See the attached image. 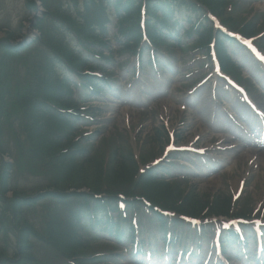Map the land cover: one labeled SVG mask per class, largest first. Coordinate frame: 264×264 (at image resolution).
<instances>
[{
  "label": "trees",
  "instance_id": "1",
  "mask_svg": "<svg viewBox=\"0 0 264 264\" xmlns=\"http://www.w3.org/2000/svg\"><path fill=\"white\" fill-rule=\"evenodd\" d=\"M128 1L132 3V6L127 7L129 17H131L135 13L137 3L142 0ZM43 2L47 7V0H43ZM28 3L31 8H34L33 0H29ZM149 12L151 13V9ZM58 14V17L70 19V15L65 12H58ZM70 22L72 26L77 28L76 31L79 36L83 35L85 31L84 34L88 37L83 36L86 39L80 40L79 44L92 53L97 52V47L103 44L102 36L92 33L87 28L89 23L81 24V22L76 23L73 20ZM49 32L51 33V30ZM64 39H66L64 33L58 35L56 33L46 42L58 55H75L76 48L71 47L69 45L71 42ZM5 48L7 49L5 56L0 59L2 67L0 71V88L8 90L10 86L5 75L12 77L18 83L15 85L14 90L9 93L11 95L15 91L12 99L0 93V117H4L8 124H11V127L14 120H21L24 136L20 135L21 137L18 138L20 152L16 162L17 167L20 171L40 174L45 178V184L33 195H29L23 189L12 187L11 171L14 165L9 161L5 162L2 158V155L8 154L11 150L4 142V132L0 125V223L2 225L8 223V217L11 216L14 224H16L15 227L20 230L15 253L16 260L9 258L6 249H0V264H40L42 261L40 262L28 249L30 247V236L39 234L24 216L23 208L35 205L42 198H54L59 205L62 203L67 204V200L76 197H80L84 201L94 200L92 193H106L108 197L95 200L102 203H112L118 193H133L137 166L133 159H119L117 155H114L109 161L107 170H105L106 163L102 161L87 159L80 162L78 157L82 152L67 135L64 128V126L70 127L66 123L71 114L60 111L74 108L73 104L63 98L68 93L70 85L54 77L56 75L55 66L37 63L28 69L27 75L29 77L24 81L25 75L16 76L6 64L8 54L16 51V49H11L8 46ZM100 55H102V52H100ZM76 68H79V64ZM74 120L77 122L79 116L75 117ZM58 133H62V137H59ZM145 183L147 182L145 181ZM82 188L88 189L90 193L83 192L79 194L76 192V190ZM9 191H12V197L7 196ZM147 196L158 203L172 204L171 207L185 213H196L198 210H203L207 205V203H201L197 207L186 200L183 205L175 206V203L180 199V195H174L169 189L162 195L150 193ZM219 208L229 210L227 203L224 205L216 202L212 212L218 213ZM55 211L53 213L49 211L46 214L47 233L46 236L40 235V237L65 257L75 258L82 255L78 250L82 245L74 244L72 241L74 238L69 235L71 228H63L68 222L58 218L56 216L58 212ZM68 211L71 214L68 219H72L74 212L72 210ZM15 227L12 226L11 230H14Z\"/></svg>",
  "mask_w": 264,
  "mask_h": 264
},
{
  "label": "rangeland",
  "instance_id": "2",
  "mask_svg": "<svg viewBox=\"0 0 264 264\" xmlns=\"http://www.w3.org/2000/svg\"><path fill=\"white\" fill-rule=\"evenodd\" d=\"M238 2L239 7L232 14L234 17H248L251 19L254 15H258L261 22L260 26L264 27V0H240ZM26 15L25 0H0V28H15L20 21H24L23 19ZM113 33L111 30L110 36H113ZM1 34L0 32V37ZM112 41L114 40L111 39ZM112 44L114 47H117L115 42ZM173 53L176 57L180 55V51L176 49L173 50ZM123 58L128 60L126 56ZM183 58L182 69L186 68V72L189 71L191 74L192 70L198 68L191 57L184 55ZM200 69L203 70V68ZM126 70L120 72L124 83L127 82L126 80L131 74V72L127 74ZM198 76L199 74L191 75L194 79L198 78ZM152 81H155L154 75L152 77L150 75L149 80L138 78L127 84L128 87L130 85L131 87H129L130 91L126 92V95L131 93L138 97L142 94L146 105L138 104L136 101L127 98H117L113 95L101 96L95 101V105L101 107L97 118L103 117L104 122L102 123V127H104V136H111L113 141H120L122 136L128 135L131 145L137 154L139 153L140 145L144 142L145 150L152 151L156 156L161 155L163 142H147V139L154 134L155 129L163 127L162 124H166L170 130L174 129L177 133L181 134V137L184 139L183 142L186 143L192 141L196 136H200L201 140L199 142L204 147H216L215 145L223 142H226V144L231 143L228 140L230 137H228V133H218V131L226 130L224 120L218 125L217 129H214L208 126L206 120L200 117L202 115L198 114L199 112H196V110H199L209 114L208 109L211 106V102L208 97L199 98L197 107L191 108L188 116L185 110L180 109L182 103L186 102L188 98L185 89L188 88V85H186L188 83L187 79L183 80V77H178L175 79L174 85L178 87L181 85L182 89L178 88L175 92L164 93L160 96L147 93V89L153 91ZM143 88L145 89L139 92ZM157 91H160V88ZM107 98H112V100ZM186 117L187 122H185ZM16 132L19 133V129ZM8 143L13 148L11 150L12 156L17 159L18 146L16 137L10 136ZM106 145L108 146V143H105ZM251 148L249 146H237L230 152L222 153V156H220L223 157L221 161L222 165L218 164L217 166L218 174H214L204 180H190V183L197 184L198 189L202 192L215 193L223 191L237 193L239 185L244 182L243 190L246 192L245 194L252 196L255 205L259 203L264 207V148L260 150L257 148V155L253 156V158L248 156V151ZM199 167L197 164L190 165V169L193 170H199ZM43 183L44 179L40 174L28 171H15L13 173L12 184L16 187L27 189L42 185ZM40 212L31 213L30 218L34 219L35 223L38 221L37 218L41 217ZM148 223L146 221V225ZM96 242L94 244L98 246L90 248V251H114L110 246H107L103 238H100ZM0 245L2 247L6 246L5 240L2 237L0 238ZM39 248L41 247L39 246ZM108 264H133V262L131 256L126 255L125 259L119 258L116 262H108ZM236 264L239 263L237 262Z\"/></svg>",
  "mask_w": 264,
  "mask_h": 264
}]
</instances>
